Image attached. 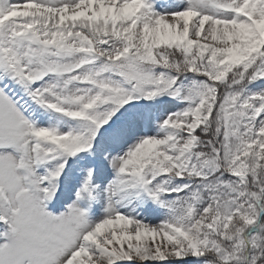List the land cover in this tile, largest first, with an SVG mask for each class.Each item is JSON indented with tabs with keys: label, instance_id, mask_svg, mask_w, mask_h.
<instances>
[{
	"label": "snow or ice",
	"instance_id": "obj_1",
	"mask_svg": "<svg viewBox=\"0 0 264 264\" xmlns=\"http://www.w3.org/2000/svg\"><path fill=\"white\" fill-rule=\"evenodd\" d=\"M0 264H264V0H0Z\"/></svg>",
	"mask_w": 264,
	"mask_h": 264
}]
</instances>
